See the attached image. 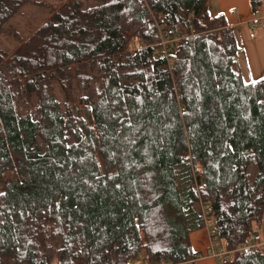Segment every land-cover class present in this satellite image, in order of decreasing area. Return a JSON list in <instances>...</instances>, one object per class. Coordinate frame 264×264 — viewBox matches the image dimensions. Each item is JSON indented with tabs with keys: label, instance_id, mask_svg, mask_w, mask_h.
Here are the masks:
<instances>
[{
	"label": "trees",
	"instance_id": "trees-1",
	"mask_svg": "<svg viewBox=\"0 0 264 264\" xmlns=\"http://www.w3.org/2000/svg\"><path fill=\"white\" fill-rule=\"evenodd\" d=\"M93 1L0 47V264H188L205 206L238 248L264 214V78L209 0ZM33 2L0 0V33Z\"/></svg>",
	"mask_w": 264,
	"mask_h": 264
},
{
	"label": "crops",
	"instance_id": "crops-1",
	"mask_svg": "<svg viewBox=\"0 0 264 264\" xmlns=\"http://www.w3.org/2000/svg\"><path fill=\"white\" fill-rule=\"evenodd\" d=\"M217 2L218 13L225 12L226 8L229 9V4H234L238 8L235 15L226 18L228 23L241 34L242 52L245 57L244 65L241 63L244 79L256 81L264 78V7L254 12L249 0H237V3L236 0H217ZM191 244L196 252L205 254L210 251L213 245L210 229L205 226L193 232ZM188 264H219V261L211 256H204Z\"/></svg>",
	"mask_w": 264,
	"mask_h": 264
},
{
	"label": "rangeland",
	"instance_id": "rangeland-1",
	"mask_svg": "<svg viewBox=\"0 0 264 264\" xmlns=\"http://www.w3.org/2000/svg\"><path fill=\"white\" fill-rule=\"evenodd\" d=\"M34 1L35 2L26 5L20 11V13H18L5 24L3 31L0 33V47L3 50L7 52L14 51L17 45L19 44V40L21 38H27L31 33L37 30L49 18L53 9L60 5L63 0ZM84 3L86 7H90L96 4V2H94L93 0H84ZM208 4L210 14L212 16L218 15L217 8L219 3L217 2V0H209ZM229 7V9L226 8L225 12H223L225 13L224 15L226 17L233 16L238 12V8H236L234 4H229ZM234 30L238 36L239 45L242 50L243 44L242 38L240 36L241 34H239V31L237 29ZM240 61L244 65L245 57L243 52H241L240 54ZM208 221L211 222L212 228H214V220L212 215H209ZM218 242L219 240L216 239L217 244H219Z\"/></svg>",
	"mask_w": 264,
	"mask_h": 264
},
{
	"label": "built area",
	"instance_id": "built-area-1",
	"mask_svg": "<svg viewBox=\"0 0 264 264\" xmlns=\"http://www.w3.org/2000/svg\"><path fill=\"white\" fill-rule=\"evenodd\" d=\"M169 42L168 40L163 39L162 44L165 46ZM211 213V208L209 206L204 207V214L206 218V227L210 229V236L212 239V224L208 221V217ZM213 243V241H212ZM236 252H243L244 254H254L257 252H264V214L257 224L255 230L251 232L247 238V241L241 244L238 248L235 249H225L223 247H217L212 245L211 250L206 256H211L216 260H232ZM132 264H151L147 262L144 255H140L138 259L134 260ZM164 264V263H163ZM187 264V263H183Z\"/></svg>",
	"mask_w": 264,
	"mask_h": 264
}]
</instances>
